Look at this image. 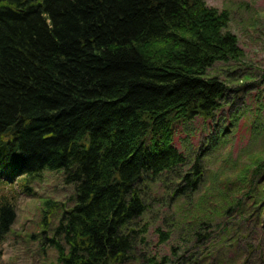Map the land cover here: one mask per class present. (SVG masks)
Segmentation results:
<instances>
[{
	"label": "trees",
	"instance_id": "trees-1",
	"mask_svg": "<svg viewBox=\"0 0 264 264\" xmlns=\"http://www.w3.org/2000/svg\"><path fill=\"white\" fill-rule=\"evenodd\" d=\"M229 19L205 0H0V246L15 220L16 186L31 194L44 170L60 171L73 204L45 238L57 262L140 263L147 226L136 221L156 183L175 185L171 197H190L202 183L201 160L187 166L174 135L223 107L227 84L207 71L242 56ZM234 179L215 210L187 211L192 246L210 240L216 215L239 224L263 217L264 226V159ZM45 205L47 229L57 203ZM159 235L162 243L170 233ZM187 242L173 259L185 257ZM257 247L264 264V241Z\"/></svg>",
	"mask_w": 264,
	"mask_h": 264
},
{
	"label": "rangeland",
	"instance_id": "rangeland-1",
	"mask_svg": "<svg viewBox=\"0 0 264 264\" xmlns=\"http://www.w3.org/2000/svg\"><path fill=\"white\" fill-rule=\"evenodd\" d=\"M205 2L209 7L229 10L226 30L237 37L242 56L238 61L217 62L207 71L208 75H217L227 84L223 107L212 119L197 117L178 125L175 131L174 146L187 158V166L196 158L202 162L204 176L199 189L190 197H171L170 191L175 185L169 188L156 183L148 210L136 221L139 229L144 224L147 226L145 241L137 249L140 263L126 264H151L147 261L151 257L162 264H242L248 253V242L252 245V252L243 264H261L257 244L259 240L264 241L263 217L258 223L248 221L239 224L234 219L216 215L212 228L221 227L227 221L231 223L228 233L218 235V227H215L208 242L192 246L195 238L190 230L194 224L190 220L193 216L187 214L189 208L201 211L204 206L215 210L220 201L218 192L231 188L223 187V184L228 179L233 182L234 176L245 165L264 159V0ZM224 129L223 137L221 130ZM29 187L31 194L16 186L19 192L16 216L5 242L0 246V264H59L55 248L45 238H51L61 209L72 206L73 187L64 184L60 171L48 170L31 181ZM202 197L205 202L198 207L197 201ZM46 201L57 203L52 206L47 229L41 223L45 210H49ZM42 229L45 230L43 234ZM160 231L170 233L167 241L159 242ZM246 232L250 235L245 237ZM184 241H188L187 247L191 252L188 250L185 257L173 259L171 250L176 247L182 249ZM201 249L205 250L203 255Z\"/></svg>",
	"mask_w": 264,
	"mask_h": 264
}]
</instances>
